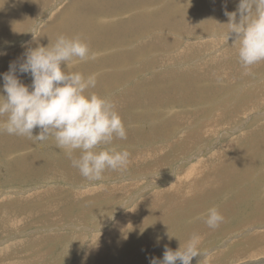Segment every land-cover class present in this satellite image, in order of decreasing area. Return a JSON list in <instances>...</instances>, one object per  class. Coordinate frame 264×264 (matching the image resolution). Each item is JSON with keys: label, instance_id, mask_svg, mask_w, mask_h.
Instances as JSON below:
<instances>
[{"label": "rangeland", "instance_id": "374dc122", "mask_svg": "<svg viewBox=\"0 0 264 264\" xmlns=\"http://www.w3.org/2000/svg\"><path fill=\"white\" fill-rule=\"evenodd\" d=\"M77 1L0 0V90L27 49L80 37L99 55L72 70L97 75L90 91L114 102L128 133L97 150L133 153L92 181L54 139L0 133V264H150L193 234L201 254L191 264H264V61L245 69L228 39L225 10L239 0ZM175 181L178 195L162 193L157 213L137 207ZM174 197L178 209L160 214ZM214 206L224 221L211 229L195 218ZM127 210L133 220L116 224Z\"/></svg>", "mask_w": 264, "mask_h": 264}, {"label": "clouds", "instance_id": "9594fccd", "mask_svg": "<svg viewBox=\"0 0 264 264\" xmlns=\"http://www.w3.org/2000/svg\"><path fill=\"white\" fill-rule=\"evenodd\" d=\"M225 16L228 39L234 38L233 44L239 45L241 65L247 69L264 61V0H239L236 11L225 10ZM98 55L80 37L59 35L47 46L27 49L19 64L11 62L2 74L0 90V133L41 142L54 139L72 167L92 181L101 180L106 170H122L129 163L127 150L115 146L97 150L127 139V129L114 102L90 91L97 85V75L72 70ZM18 73L30 75L32 83L24 84ZM174 112L169 109L168 115ZM36 128L38 135L33 134ZM76 152L79 156H74ZM195 219H202L211 229L224 221L215 206ZM198 245L199 236L193 234L175 251L166 247L163 258H151L150 264H191L201 254Z\"/></svg>", "mask_w": 264, "mask_h": 264}, {"label": "bare ground", "instance_id": "6f19581e", "mask_svg": "<svg viewBox=\"0 0 264 264\" xmlns=\"http://www.w3.org/2000/svg\"><path fill=\"white\" fill-rule=\"evenodd\" d=\"M101 1H102V0H101ZM106 1H107V0H106ZM106 1H105V2H106ZM98 2H99V0H98ZM39 3H40V2H39ZM100 3L102 4V2H100ZM100 3H99V4H100ZM106 3H108V2H106ZM106 3H105V4H106ZM229 3H230V2H229ZM74 4H75V3H74ZM74 4H73V5H74ZM73 5H72V6H73ZM232 5H233V4H232ZM41 6H42V5H40V7H41ZM72 6H71V7H72ZM227 6H228V5H227ZM38 7H39V5L37 6V8H38ZM104 8H105V6H104ZM39 9H40V8H39ZM68 9H69V8H68ZM73 9H74V8H73ZM40 10H41V9H40ZM38 11H39V10H38ZM36 12H37V11H36ZM33 13H35V11H34ZM61 13H62V12H61ZM31 14H32V13H31ZM36 14H37V13H36ZM102 14H103V13H102ZM102 14H101V15H102ZM98 15H99V14H98ZM59 16H60V15H59ZM63 16H64V15H63ZM7 17H8V16H7ZM106 17H107V16H106ZM129 17H130V16H129ZM8 18H9V17H8ZM83 18H84V17H83ZM102 18H103V16H102ZM104 18H105V17H104ZM60 19H61V18H60ZM62 19H63V18H62ZM76 19H77V18H76ZM106 19H107V18H106ZM132 19H133V18H132ZM132 19H131V21H132ZM63 20H64V19H63ZM66 20H68V19H66ZM71 20H72V19H71ZM82 20H83V21H82ZM138 20H139V19H138ZM72 21H73V20H72ZM77 21H78V20H77ZM135 21H136V20H135ZM83 22H84V19L81 18L79 24L81 25ZM52 23H53V22H52ZM5 24H6V23H5ZM58 25H59V24H58ZM34 26H35V25H34ZM108 26H109V25H108ZM108 26H107V27H108ZM26 27H27V26H26ZM41 27H42V26H41ZM44 27H45V26H44ZM49 27H50V26H49ZM69 27H70V26H69ZM139 27H140V25H139ZM42 28H43V27H42ZM47 28H48V27H47ZM61 28H62V27H61ZM66 28H67V27H66ZM135 28H136V27H135ZM23 29H25V28H23ZM154 29H155V28H151V30H154ZM21 30H22V29H21ZM79 30H80V29H79ZM102 30H103V29H102ZM106 30H107V29H105L104 31L106 32ZM131 30H132V29H131ZM11 31H12V30H11ZM11 31H10V34H8V33H7V34H8V35H11ZM107 31H108V30H107ZM134 31H135V30H134ZM2 32H3V31H2ZM100 32H101V30H100ZM102 33H103V32H102ZM107 33H109V32H107ZM131 33H132V32H131ZM131 33H129V34H131ZM104 34H105V33H104ZM104 34H103V35H104ZM136 34H137V33H136ZM0 35H1V34H0ZM8 35H7V36H8ZM46 35H47V34H46ZM91 35H92V34H91ZM98 35H99V34H98ZM35 36H36V35H35ZM121 36H122V35H121ZM121 36H120V39L122 38ZM55 37H56V36H55ZM92 37H93V36H92ZM100 37H101V36H100ZM106 37H107V36H106ZM132 37H133V36H132ZM135 37H136V36H135ZM0 38H2V36H1ZM32 38H33V37H32ZM42 38H43V37H42ZM83 38H84V37H83ZM95 38H96V37H95ZM98 38H99V37H98ZM98 38H97V39H98ZM102 38H103V36H102ZM117 38H118V37H117ZM55 39H56V38H55ZM90 39H91V38H90ZM100 39H101V38H100ZM125 39H127V38H125ZM27 40H28V39H27ZM51 40H52V39H51ZM94 40H95V39H94ZM106 41H108V40H106ZM101 43H102V42H101ZM103 43L106 44L107 42H104V41H103ZM110 43H111V42H110ZM110 43H108L105 47H107ZM32 44H33V43H32ZM111 44H112V43H111ZM131 45H132V44H131ZM159 45H160V44H159ZM149 46H150V45H149ZM167 46H168L169 48H171L169 45H167ZM105 47H104V48H105ZM111 47H112V46H111ZM20 48H21V47H20ZM22 48H23V47H22ZM104 48L102 47V50H103ZM145 48H146V47H145ZM24 49L26 50V48H24ZM24 49H22V50H24ZM154 49H155V48H154ZM166 49H167V48H166V45H163L158 51L168 53V51H170V50L167 49V50H168V51H167ZM22 50H21V51H22ZM140 50H141V49H140ZM143 50H144V49H143ZM143 50H142V51H143ZM138 51H139V50H138ZM16 52H17V51H16ZM24 52H25V51H24ZM135 52H136V51H135ZM150 52H151V51H150ZM154 52H155V51H154ZM21 53H23V51H22ZM106 53H107V52H106ZM154 54H155V53H154ZM147 56H149V55H147ZM108 58H109V57H108ZM116 61H117V60H116ZM206 62H207V61H206ZM116 64H117V63H116ZM202 64H203V63H202ZM100 66H101V65H100ZM196 66H197V65H196ZM203 66H204V65H203ZM202 70H204V69L202 68ZM181 74H182V73H181ZM205 74H206V73H205ZM144 75H145V74H144ZM165 75H166V74H165ZM147 76H148V75H147ZM207 76H208V75H207ZM129 77H130V76H129ZM192 78H193V77H192ZM155 79H156V78H155ZM143 80H144V79H143ZM147 80H149V79H147ZM170 80H171V79H170ZM184 80H185V79H184ZM133 81H134V80H133ZM145 81H146V80H145ZM141 82H142V81H141ZM141 82H140V83H141ZM191 82H192V81H191ZM138 83H139V82H138ZM148 83H149V82H148ZM138 86H139V85H138ZM175 87H176V86H175ZM135 88H136V87H135ZM193 89H194V88H193ZM135 90H136V89H135ZM191 91H192V90H191ZM193 91H194V90H193ZM151 92H152V91H151ZM193 93H194V92H193ZM142 94H143V93H142ZM153 98H154V97H153ZM163 98H164V97H163ZM181 100H182V99H181ZM240 100H241V99H240ZM145 102H146V101H145ZM236 102H237V101H236ZM132 104H133V103H132ZM229 104H230V103H229ZM143 106H144V105H143ZM133 108H134V107H133ZM166 114H167V113H166ZM157 115H158V114H157ZM191 115H192V113H191ZM135 120H136V118H135ZM163 120H164V119H163ZM169 120H170V119H169ZM185 120H186V119H185ZM166 121H167V120H166ZM167 123H168V122H167ZM164 124H165V123H164ZM168 124H169V123H168ZM149 126H150V125H149ZM155 127H156V126H155ZM181 127H182V126H181ZM195 127H196V126H195ZM214 127H215V126H214ZM214 130H215V129H214ZM133 133H134V132H133ZM127 134H128V133H127ZM136 135H137V134H136ZM168 135H169V134H168ZM143 136H144V135H143ZM130 137H131V136H130ZM130 137H129V138H130ZM130 139H131V138H130ZM185 140H186V139H185ZM261 141H262V140H261ZM119 142H120V141H119ZM123 143H124V141H123ZM189 145H190V144H189ZM181 151H182V150H181ZM153 157H154V156H153ZM258 161H259V160H258ZM154 167H155V166H154ZM154 167H153V168H154ZM53 168H54V167H53ZM192 168H193V167H192ZM147 169H148V168H147ZM193 169H194V168H193ZM135 171H136V170H135ZM189 172H190V171H189ZM172 175H173V174H172ZM194 176H195V175H194ZM193 179H196V178L193 177ZM175 180H176V179H175ZM190 181H191V179H190ZM221 181H222V180H221ZM188 182H189V181H188ZM188 182H187V183H188ZM173 183H174V184H173L172 187L167 188V190H168L169 192H173V189H176L177 186H178V188H179V186H180V184L178 185V182H177V181H175V182H173ZM187 183H186V184H187ZM194 184H196V183H194ZM115 186H116V185H115ZM131 186H132V185H131ZM21 189H22V188H21ZM157 191H160V190L157 189ZM88 192H89V191H88ZM183 192H184V191H183ZM108 194H109V193H108ZM156 194H157V193H156ZM158 194H159V193H158ZM112 195H113V194H112ZM160 196H161V195H160ZM162 196H163V195H162ZM162 196H161V197H162ZM194 197H195V196H194ZM196 197H197V196H196ZM157 198H158V197H157ZM152 199H153V198H152ZM152 199H151V200H152ZM160 200H162V199H160ZM160 200H159V201H160ZM191 200H193V199H191ZM143 201H144V200H143ZM147 202H148V201H147ZM141 203H142V202H141ZM255 205H256V204H255ZM144 206H145V205H144ZM145 207H146V206H145ZM145 207H144V208H145ZM150 207H151V205H150ZM152 207H153V206H152ZM175 207H176V206H175ZM175 207H174V208H175ZM147 208H148V207H147ZM141 209H142V208H141ZM149 209H150V208H149ZM172 209H173V208H172ZM177 209H178V208H177ZM135 210H136V209H135ZM135 210H134V213H135ZM151 210H152V209H151ZM170 210H171V209H170ZM170 210L168 209L169 213H170ZM200 210H201V209H200ZM145 211H146V210H145ZM172 211H174V210H172ZM147 212H148V211H147ZM134 213H133L131 210H127V211H125L124 213L121 214V216H119V218H118L117 221H116V224H119L120 221H121L122 219H125V218H126V219H127V220L125 219L126 221H125V220H122V221H124L125 223H123V222L121 221V222H122V225H129V222H130V220H131V218H129V217H130V216H132V218L135 217V214H134ZM153 213H154V212H153ZM167 213H168V212H167ZM167 213H166V214H167ZM195 213H196V212H195ZM141 214H142V213H141ZM146 214H148V213H146ZM133 215H134V216H133ZM151 215H152V214H151ZM177 215H178V214H177ZM169 216H170V215H169ZM195 216H196V215H195ZM136 218H137V217H136ZM162 218H163V217H162ZM132 220H133V219H132ZM132 220H131V221H132ZM134 222H135V221H134ZM132 223H133V222H132ZM133 224H134V223H133ZM133 227H134V226H133ZM189 227H190V225H189ZM121 228H122V227H121ZM131 228H132V227H131ZM116 229H117V226H116ZM122 229H123V228H122ZM114 230H115V228H114ZM117 230H118V229H117ZM117 230H116V231H117ZM116 231H115V232H116ZM117 232H118V231H117ZM120 233H121V230H120ZM123 233H124V232H123ZM123 233H122V235H124V236L126 237L127 234H123ZM160 233H161V232H160ZM115 235H116V234H115ZM124 236H122V237H124ZM128 236H129V235H128ZM190 236H191V235H190ZM114 237H115V236H114ZM125 237H124V238H125ZM100 238H101V237H100ZM128 238H129V237H128ZM121 240H122V239H121ZM162 240H163V239H162ZM187 240H188V239H187ZM145 241H146V240H145ZM100 243H101V242H100ZM109 243H110V242H109ZM165 243H166V242H165ZM101 246H102V245H101ZM137 248H138V247H137ZM101 250H102V249H101ZM104 251H105V250H104ZM124 251H125V250H124ZM100 253H101V252H100ZM131 253H132V252H131ZM132 254H134V253H132ZM135 254H136V253H135ZM135 254H134V256H135ZM138 254H139V253H138ZM138 254H137V255H138ZM92 260H93V259H92ZM205 262H206V261H205ZM205 264H206V263H205Z\"/></svg>", "mask_w": 264, "mask_h": 264}, {"label": "crops", "instance_id": "0c3cea01", "mask_svg": "<svg viewBox=\"0 0 264 264\" xmlns=\"http://www.w3.org/2000/svg\"><path fill=\"white\" fill-rule=\"evenodd\" d=\"M77 2H81V0H79V1H77ZM27 12H29V10H30V8L29 7H23ZM29 15H30V12H29ZM28 15V16H29ZM135 152V151H134ZM129 153H133V152H129ZM147 162H149L148 160H147ZM152 170V169H151ZM170 176H172L173 177V175H171L170 174ZM163 183V182H162ZM170 183V178H169V181L165 184L166 186L168 185ZM160 188V187H159ZM157 189L158 188H156V189H154L153 191H155V195L153 196V197H151L149 200H148V203L146 204L147 205V207H150V205H151V207L150 208H152L153 209V212L154 213H157L158 212V210L161 208V204H163V203H165V202H167V200H166V198H163V197H161L160 195H162V193H166V194H168V190L167 189H165L164 191H161L160 189H158V190H160V191H157ZM174 190V189H173ZM152 191V192H153ZM151 192V193H152ZM157 193V194H156ZM159 193V194H158ZM170 194H174V195H178L177 193H176V190H174L173 192H169ZM158 197V198H157ZM177 197V196H176ZM176 197H174V198H172L170 201H168V205L164 208V209H162L161 211H159V213L160 214H163L164 216H166L167 214V212L169 213V211H168V209L170 210V213L172 212V210H174V211H176L177 210V208L182 204V202H183V199H179V200H176ZM153 198V199H152ZM152 199V200H151ZM160 199H162V200H160ZM160 200V201H159ZM157 201H158V203H157ZM142 202V203H141ZM141 202H139L138 204H137V207H140L142 204H144V202H147V201H141ZM177 205H179V206H177ZM153 206V207H152ZM176 206V207H175ZM175 207V208H174ZM173 208V209H172ZM182 215H185V212L183 211V213H181L180 215H179V217L178 218H180ZM149 225V224H148ZM144 233V232H143Z\"/></svg>", "mask_w": 264, "mask_h": 264}]
</instances>
